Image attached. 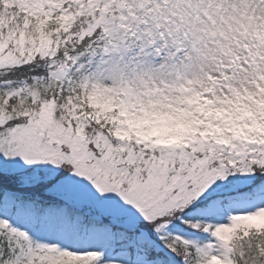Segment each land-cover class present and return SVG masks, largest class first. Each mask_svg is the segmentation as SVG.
Listing matches in <instances>:
<instances>
[{"label":"snow or ice","instance_id":"1","mask_svg":"<svg viewBox=\"0 0 264 264\" xmlns=\"http://www.w3.org/2000/svg\"><path fill=\"white\" fill-rule=\"evenodd\" d=\"M0 264H264V0H0Z\"/></svg>","mask_w":264,"mask_h":264}]
</instances>
